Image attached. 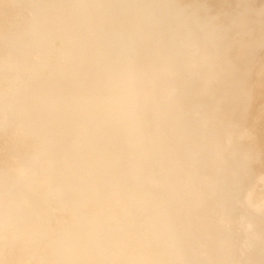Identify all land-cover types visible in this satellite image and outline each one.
Wrapping results in <instances>:
<instances>
[{"label": "clouds", "instance_id": "clouds-1", "mask_svg": "<svg viewBox=\"0 0 264 264\" xmlns=\"http://www.w3.org/2000/svg\"><path fill=\"white\" fill-rule=\"evenodd\" d=\"M68 7L106 9L114 22L100 38L103 52L95 45L89 49L92 64L87 93L77 86L66 97H46L42 118L64 116L73 127H80L82 120L103 124L106 135L119 145L124 166L119 181L114 182L103 172L89 171L82 162L64 174L67 189L53 184L47 170L37 181L31 168L20 169L21 181L39 183L44 189L37 204L27 209L10 195L5 180L0 192V239L7 241L10 234L21 233L29 247L39 242L26 256L5 259L4 264H160L125 242L123 222L112 212L113 203L122 210L145 204L140 174L153 151L144 132L145 108L152 103L157 109H182L189 99L204 106L226 82L245 86L246 46L238 42L240 32L233 15L201 0H107ZM69 18L76 24L84 19L75 13H69ZM48 36L44 30L34 38L30 47L37 55L43 54ZM7 99L5 93L0 121L5 132ZM23 116V112L15 114L14 134L21 137L18 150L26 152L31 122ZM76 143L79 147L86 138ZM54 204L70 212V219L58 228L47 220ZM7 256L6 246L0 248V257Z\"/></svg>", "mask_w": 264, "mask_h": 264}, {"label": "rangeland", "instance_id": "rangeland-1", "mask_svg": "<svg viewBox=\"0 0 264 264\" xmlns=\"http://www.w3.org/2000/svg\"><path fill=\"white\" fill-rule=\"evenodd\" d=\"M2 1L7 2L2 3ZM71 1L76 2L77 0ZM225 1L234 2L236 0ZM53 2L54 0H0V12L5 6L11 8L7 10V13H2L0 16L8 15V17L13 20V23L7 27V30L4 29L2 31L5 24H3L4 21L0 19V31H2L0 32V48L4 49L2 50L3 52L0 51V121L3 120L4 115L5 93H7L8 98L7 104H10L16 97V93L13 94V92L9 91L10 89L3 88V86L13 81L12 78L15 73L13 67L15 65L16 53L18 54L20 45L22 43L26 44L27 41V44L31 46L33 38L36 36L35 34H38V31L40 32L41 29L47 30L49 33L48 40L42 49L43 54L37 55V53L35 54L34 52L28 56L30 67H27V75L35 73L37 69L35 66L39 61L42 60L47 64V68L41 74L40 81L32 86H28V77H23L21 82H19V93L21 95L19 105L13 108L8 105L9 124L7 132L0 127V166L2 165L1 162H4L9 155L7 145L10 140V135L12 131L17 130L15 114L17 112H23V119L31 122V127L27 129L28 135L26 137L27 143L30 145L33 139L31 134L34 132L32 130L40 120L43 119L41 109L44 107V99L48 96L58 98L66 97L77 86H79L81 92H84L91 78L92 56L89 49L95 45L100 52L104 50L103 44L100 42V37H95L84 41L80 51H69L68 48L74 44V40L77 39V36L82 35L83 31L79 30L73 33L65 28V22L55 28V32L57 33L54 34L53 37H51L53 32L49 27H46V24L45 27L35 29V18L42 9H49L52 7V13L47 14L49 18L53 17V14L63 11V6L58 4L54 7L52 4ZM261 6H264V0H252L248 5V9H239L237 13L238 19L245 25L254 20L260 24L257 29L251 31L253 34H247L243 39L244 43L242 45L246 46V50L250 49L249 52H246L244 60L246 72L243 79L246 81V85L241 86L236 82H226L221 85L220 90L214 97L204 101L207 107L201 117V123L203 124L204 122V126L199 134L203 135V137L206 136L207 139L202 141L201 144H198L194 151L190 147L189 158L190 156H195V158L189 161L190 159L188 160L185 157V160L187 164L193 163V167H191L187 173L181 175H179L180 172H177V178H174L179 179L182 177L181 180H185L190 177L196 182L190 184L191 186L189 185V187L187 184L192 181L189 180V182L186 183L187 187H185L183 194H174L170 197V200L166 201L162 198V184L156 181V174L151 166V156L147 163L144 164L143 171L140 174L139 190L145 200L143 209L153 210L154 213L161 217L168 215L169 221L167 222L166 220L167 227L169 228V232L176 235V244L179 248L177 255L179 256L181 264H217L216 259L218 256L225 255L227 252L229 255V251L216 254V252H212V246L214 244H221L222 248L225 247L226 250H230L229 248L233 246L236 259L225 261L224 264H256L257 258L253 256V252L257 247L264 250V245L262 244L263 238L261 236L264 231V216H258L257 214H264V172L256 171L254 174L251 172L245 175L247 176L246 178L244 177L242 179L237 173V165L235 162L237 156H240L241 144L250 142L252 139L250 137H255L256 128H253V126L255 127V124H260L257 115L258 112L264 111V17L260 19H258V16L254 17L256 8H260ZM85 11L86 9H80L77 13L78 15H82ZM26 37L29 38L25 41ZM5 49H10L11 54H6ZM76 56L83 58L82 62L84 65H75L71 62L69 66L64 67L67 58L70 59ZM68 80H72V82L66 85ZM30 111L35 112L37 116H30L28 114ZM66 118L67 117L61 116L53 123L60 125L63 119ZM188 125L182 124V126L186 128ZM97 126H99V124H86L87 130L90 132L95 131ZM56 127L58 126H52V128H48L47 130L54 131ZM47 130L43 129L42 134L44 135ZM16 136L14 138L16 139L14 144L9 145L18 150L20 138L19 136L16 138ZM70 137L71 140H76L80 137V132L71 133ZM102 137L103 136L93 139L96 147L100 145V138ZM110 139L112 144L115 143L111 137ZM17 140L18 142H16ZM44 142L45 140L41 141V143ZM59 142L60 139L57 135L52 139L49 145L57 146ZM110 149H113V146H111ZM117 149L119 152L118 156H121L119 145ZM30 150L31 149L28 151ZM83 153L85 152L81 151V154L79 153L80 155H76L75 161L72 163L73 166L70 163L72 167H77L82 163L83 159H85ZM185 155L188 156V151ZM71 156L69 149L63 151L57 150L56 153L52 152L46 156L49 161L48 175L52 183L56 181V177L53 176V171L57 168V165L70 158L73 159ZM182 156H184V154ZM32 157L34 158H32L31 166L36 165L39 161L44 159V156L41 155L38 149L34 151ZM9 165L7 167L2 166L3 169L2 167L0 168V175L2 173H10L11 171V174L19 176L18 172L20 169L29 168L20 163H11ZM71 166H64V170L67 171L72 169ZM123 166L124 162L121 164L120 171L123 169ZM198 168L203 169V174L199 175L200 171ZM170 175L175 176L173 173ZM169 180H172V178H165L162 183L168 182ZM25 190H34L38 192V196L32 197L31 201H34L35 198L40 199V194L44 191L40 184L36 182L33 184L26 183L18 189V191ZM146 191H148V193H145ZM149 192L152 195L150 194L149 196ZM153 196L154 198H152ZM169 202L171 204L174 203L175 206L177 205V210L174 209V206L172 208L175 211L171 209L168 204ZM17 203L21 204L24 208H27V206H29L28 204H30V202H28V204H23L20 200H17ZM179 209L186 211L184 215L185 220L189 221L192 219L197 225L194 229H190L189 226L184 223L182 224V226L185 225V227L180 230V232L183 234L186 233L184 235H190V240L188 242L182 240L180 237L181 233L177 228V226L179 228L181 226V222L178 220L180 213ZM47 216V220L50 223L61 225L70 219V212L60 204H54L48 210ZM213 223H216L213 228L216 233H211L214 230L210 228L208 231L206 229L202 236L199 235L197 229L199 225L203 227L207 226L206 228H208V226H211ZM206 237L208 239H206ZM13 239L14 237L9 235L7 242H12ZM206 240H208V243ZM0 241H2V239H0ZM2 247L3 244L0 245V248ZM20 247L22 246L16 247L14 250H11L12 252L7 251L10 257H0V264H4L3 261L6 258L12 261V258L15 260L20 257L19 255H21L22 250L27 249L23 247V249H21ZM174 249L175 251L177 250V248ZM175 251L174 254L177 253V251L176 253ZM199 251L201 255L205 254L207 256V260L199 257ZM261 252L260 250L258 256L262 254ZM10 253L13 255L11 256ZM147 255L152 257L154 254L150 252L147 253ZM176 258L178 259V257ZM162 261L163 263L166 262V264L168 262L164 256ZM179 261L177 262L179 263ZM159 262L162 264L161 261ZM178 263L175 262V264Z\"/></svg>", "mask_w": 264, "mask_h": 264}, {"label": "bare ground", "instance_id": "bare-ground-1", "mask_svg": "<svg viewBox=\"0 0 264 264\" xmlns=\"http://www.w3.org/2000/svg\"><path fill=\"white\" fill-rule=\"evenodd\" d=\"M251 1L252 0H236L234 2H226L225 0H201V2H206L210 4L214 9L218 11H224L226 13L233 15V18L235 19L238 25L237 30L240 32V36L238 37L239 44H243L244 43L243 39L245 38V35L253 34V32L251 31H254L260 25L255 20L245 25L237 17V13L239 9H243V8L248 9V5ZM6 2L7 1H2V3H6ZM94 2H107V0H77L76 2L75 1L72 2L71 0H59V1L54 0V2L52 3L53 6L55 7L58 4H60L61 6H63L62 8L63 11L57 12L56 14L52 15L53 17L49 18L47 14L52 13L51 11L52 7L49 9H42L35 18L34 28L37 29L39 27H45L46 24V27H49L50 30L53 32V35L51 36L53 37L54 34L57 33L55 32L56 31L55 28H57V26L60 25L61 23L65 22L66 23L65 28L68 29L69 31H72L73 33L79 30L83 31L82 35L77 36V39L74 40V44L70 48H68L69 51L71 52L80 51L84 41L88 40L89 38L91 39L95 37L101 38L114 22L113 17L106 9H100V10L86 9V11L82 14L84 19L79 24H76L69 18V13H75L76 15H78L77 12L80 10V9L70 8L68 7L69 5H74L77 3H94ZM8 9L10 10L11 8L8 6L3 7L1 9L2 11L0 12V14L7 13ZM255 11L256 12H254V17L258 16L259 17L258 19L264 17V6H261L260 8H256ZM0 19L3 20L4 21L3 24H5L4 25L5 27H3L2 31L4 29L7 30V27L11 25V23H13V20L9 18L8 15L7 16L1 15ZM42 31L44 30L41 29L40 32ZM40 32L38 31V33ZM29 37H26L25 41ZM150 43L151 41H148L149 45ZM2 50L4 49L0 48V51ZM249 51L250 49L246 50V52ZM34 52L35 54L37 53L36 50L30 47L26 41V44L22 43L20 45L18 54L16 53L15 65L13 67L15 69V73L12 78L13 81L8 85L3 86V88H7L8 90L10 89L9 91L13 92V94L16 93L15 95L16 97L13 99V101L10 104H8L11 108L15 107L16 105H19L20 103L21 95L19 93V88H20L19 82H21V79L23 77L25 78L28 77L27 80L29 83L28 86H32L38 81H40L42 72L47 68V64L41 60L35 66L37 67V69L35 70L34 74H30V75L26 74L27 67H30L29 65L30 61L28 59L29 55H26V53L32 54ZM5 53L11 54L10 49H5ZM67 60L65 62L64 67L69 66L71 62L75 65L77 64L84 65L82 62L83 58L77 56L72 57L70 59L67 58ZM71 82L72 80H68L66 85H69ZM87 90L88 87L83 93L86 94ZM206 107H207L206 103H204V106H199L198 104L192 103L189 99L186 100L185 106L182 109L180 108L167 109L164 107L157 109L152 103H149L145 108L144 132L150 146H152L153 148V151L150 154L151 163H152L151 166L156 174L155 175L157 178L156 181H159L162 184L163 200L166 201L170 200V197H172V195L174 194H178V193L179 195L181 193L183 194L185 191V187L196 182L193 180V178L190 177L189 179H185V180H181L182 177L179 179H174V178H177L176 176L177 172H180L179 175H181L183 173H187V171L191 167H193L192 165L193 163L187 164V161L185 160V157L188 160L190 159L189 161L195 158V156L193 157L190 156L189 158L190 147L194 151L196 150V146L198 144H201L202 141L207 139L206 136L203 137V135L199 134L203 130L204 122L203 124L201 123V117L204 114V110L206 109ZM28 114L30 116L31 115L37 116V114L33 111H30ZM257 117L258 120H260V124H255V127L253 126V128H256L255 137H250L252 138L250 142H246V143L244 142L243 144H241L240 147L241 153L240 154L238 153L240 156H237L235 160L237 165L236 170L238 171L237 173L238 175L241 176L242 179L244 177L246 178L247 176L245 175L250 174L251 172L253 174L256 171L264 172V144H263L264 143V111L258 112ZM56 121H57L56 119L40 120V122L32 130L34 132L31 134L33 137L29 148L31 150L26 152L19 151L17 150V148L11 146L14 144L16 140L14 139L16 136L14 134L16 130L12 131V134L10 135V140L7 145L8 146L7 150L9 153L8 156L10 158L7 156L5 161L1 162L2 165L0 166V168L2 166L7 167L11 163H20L31 168L32 171L36 173L35 179L40 180V178H42L41 173L44 170H47V172L49 173V161L46 156L52 152L56 153L57 150L63 151L69 149L72 155L71 157L73 159L70 158L71 160L70 159L66 160L61 164L57 165V168H55V170L53 171V176L56 177V181H54L53 184L61 185L62 187H65L67 189V185L63 183L62 177L69 170L65 171L64 166L67 165L71 166L70 163L72 164L73 161H75L76 155H80L81 151L85 152L83 153L85 155L84 156L85 159H83L82 162H86V166L88 167L89 171L93 172L94 174L97 172H103L107 174L109 177H112L114 179V182L119 181L118 173L120 172L121 164L124 161L122 160L121 156H118L119 152L117 149L118 145L116 144V142L112 144L110 136L106 135L105 127L103 124H99V126L96 127L95 131L90 132L87 130L86 127V124L88 123L86 120L80 121V125H81L80 127H73V122L68 118L63 119V122H61L60 125L53 123ZM182 124L183 125L189 124V125L186 128L182 126ZM52 126H58V127H56V130L54 131L47 130L48 128H52ZM43 129L47 130V132L44 135L42 134ZM74 132H80V137H85L86 143L78 147L76 143L77 139L71 140L70 137L71 133ZM57 135L58 138L60 139V142L57 144V146L49 145L52 139ZM101 136L103 137L100 138L101 139L100 145L96 147L93 139L99 138ZM19 138L21 139V137ZM42 140H45V142L41 143ZM16 142H18V140ZM111 146H113V149H110ZM37 149L38 151L40 150V153L42 156H44V159L39 161V163H37L36 165L31 166L33 160L32 158H34L32 156L34 154V151ZM187 151H188V156L185 155ZM183 154L184 156H182ZM75 168L76 167H72V169ZM198 169L200 171L199 175L203 174L202 173L204 172L203 169L202 168H198ZM172 173L175 176L170 175ZM2 174L0 175V192H3L5 180H7L10 195L15 196L16 200H20L23 204L24 203L28 204V202H30L27 208H29L30 206H35L37 204L39 198L38 199L35 198L34 201H31L32 197L38 196L37 191L34 190L18 191V189L23 185H25L26 183L33 184L34 182H29L27 180L21 181L20 177L11 174V171L10 173L7 172L6 174L4 173ZM168 177H171L172 180L162 183L163 179ZM189 180H192L193 182L192 181L189 182ZM188 182L189 184H187L186 186V183ZM145 193H148V191H146ZM150 194L151 193L149 192L148 195L150 196ZM152 198H154V196ZM168 204L170 205L171 209H173L172 207L174 206V209L177 210L176 209L177 205L175 206L174 203L171 204L170 202ZM143 208H144L143 206L140 207L132 206L129 207L127 210H122L119 206L115 205V203L112 204V212L117 218V221L123 222V226H124L123 236L125 242L130 243L132 246H134L140 251L145 252L146 254L150 252L153 253L154 254L152 256L153 258L152 257L151 258L158 262L161 261L162 264H166V262L163 263L162 261L163 256L168 261L171 260L178 263L177 261H179V256L177 254L179 248L176 244L177 243L176 235L169 232V228L167 227V222L169 221L168 215L161 217L156 213H154L153 210L152 211L145 210ZM179 211L180 213L178 220L181 222L180 228L177 226L179 232L185 227V225L189 226L190 229L192 228L194 229L197 226L196 222H194V220L192 219H190L189 221L185 220L184 215L186 211L185 210L182 211L181 209H179ZM257 214L258 216L259 215L264 216V214L261 213H257ZM183 223L185 224L184 226H182ZM50 224L52 228H58L60 226V224L57 223L55 224L50 223ZM215 224L216 223H213L211 226H208V228H206L207 226L203 227L199 225L197 228L199 235L202 236V234L205 233L206 229L208 231L210 228L214 230L211 233L214 232L216 233L215 229H213L215 227ZM184 234L181 233L180 237L182 238V240L188 242L190 240L189 237L190 235L188 236ZM10 235L14 237L12 242H7L3 240L0 241V245L3 244V247L6 246V250L8 252L14 250L18 246H22L23 248H27V249H23L22 247H20L21 249H23L21 255L26 256L30 251L34 250L37 247V243L39 242V241L32 242L29 247L27 238L23 234L17 233L15 235L13 234ZM261 236L263 238L262 244L264 245V231L262 232ZM206 239L208 238L206 237ZM206 242L208 243V240H206ZM174 248H177L176 250L177 253ZM229 249L230 250H226L225 247L222 248L221 244L220 245L214 244L212 246V252H216V254L229 251V255L227 252V254L225 255L218 256V258L216 259L217 264H224L225 261L236 259V254L233 252V246H231V248ZM260 250L262 251L261 252L262 254L261 255L259 254L258 256ZM174 251L176 254H174ZM198 253L201 259L205 258L207 260L206 258L207 256L205 254L201 255L200 251ZM12 255L13 254H11V256ZM8 256L10 257V255ZM253 256H256L257 258L256 264H264V250L257 247L256 250L253 252ZM176 257H178V259ZM10 260L11 259H9V261ZM13 260L14 259L12 258V261ZM178 264H181L180 261Z\"/></svg>", "mask_w": 264, "mask_h": 264}]
</instances>
